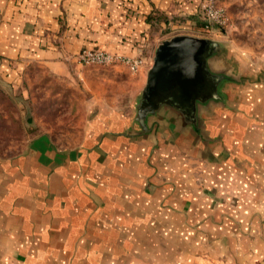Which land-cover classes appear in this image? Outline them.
I'll return each instance as SVG.
<instances>
[{"label":"crops","instance_id":"0c3cea01","mask_svg":"<svg viewBox=\"0 0 264 264\" xmlns=\"http://www.w3.org/2000/svg\"><path fill=\"white\" fill-rule=\"evenodd\" d=\"M201 1L0 0L1 76L37 65L67 77L85 47L139 60L135 71L91 65L114 68L125 87L99 95L74 145L43 134L0 158V264H264V64L249 73L229 54L213 61L237 81L200 109L197 127L162 108L151 132L133 135L157 45L226 39L204 29ZM124 67L132 74L119 78Z\"/></svg>","mask_w":264,"mask_h":264},{"label":"rangeland","instance_id":"374dc122","mask_svg":"<svg viewBox=\"0 0 264 264\" xmlns=\"http://www.w3.org/2000/svg\"><path fill=\"white\" fill-rule=\"evenodd\" d=\"M225 2L229 19L221 29L226 31L223 44L229 48L228 54L236 65H244L249 73L252 67L263 70L258 62L264 64V0ZM253 62L255 65L247 66ZM77 63L79 67L62 78L51 76L37 65H30L15 78L0 75L1 159L26 153L31 140L43 134L49 135L59 146L74 145L86 121L100 111L88 110L100 101L99 95L105 102L107 94L123 92L124 84L114 82L111 77L114 68ZM124 69L117 70L119 78H125L126 73L132 74L126 67ZM94 75H104L103 78L109 80L92 83ZM126 85L130 86L129 91L134 86L132 83ZM116 102L119 104L121 100L113 101Z\"/></svg>","mask_w":264,"mask_h":264},{"label":"water","instance_id":"95a60500","mask_svg":"<svg viewBox=\"0 0 264 264\" xmlns=\"http://www.w3.org/2000/svg\"><path fill=\"white\" fill-rule=\"evenodd\" d=\"M223 42L191 35H174L156 47L146 71L143 88L135 98L133 121L135 137L152 131L148 118L169 108L197 127L202 107L222 100L221 87L236 82L232 73L216 69L212 62L226 57Z\"/></svg>","mask_w":264,"mask_h":264},{"label":"built area","instance_id":"2783aa9c","mask_svg":"<svg viewBox=\"0 0 264 264\" xmlns=\"http://www.w3.org/2000/svg\"><path fill=\"white\" fill-rule=\"evenodd\" d=\"M225 0H202L199 15L206 31L221 29L228 23V13ZM78 62L85 65L108 66L116 63L128 66L132 71L136 70L139 60L119 54H112L99 47H85L77 55Z\"/></svg>","mask_w":264,"mask_h":264}]
</instances>
